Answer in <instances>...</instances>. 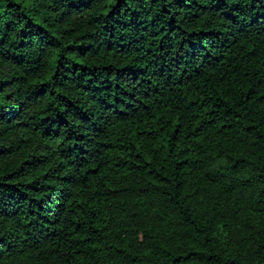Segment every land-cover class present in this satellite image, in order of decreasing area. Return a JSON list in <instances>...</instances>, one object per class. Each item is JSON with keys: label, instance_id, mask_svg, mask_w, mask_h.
I'll return each instance as SVG.
<instances>
[{"label": "trees", "instance_id": "obj_1", "mask_svg": "<svg viewBox=\"0 0 264 264\" xmlns=\"http://www.w3.org/2000/svg\"><path fill=\"white\" fill-rule=\"evenodd\" d=\"M0 264H264V0H0Z\"/></svg>", "mask_w": 264, "mask_h": 264}]
</instances>
